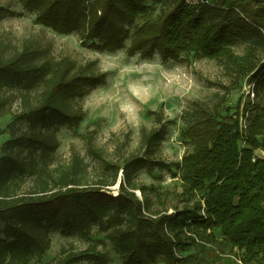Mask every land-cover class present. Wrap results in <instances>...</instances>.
Instances as JSON below:
<instances>
[{
  "label": "trees",
  "instance_id": "obj_1",
  "mask_svg": "<svg viewBox=\"0 0 264 264\" xmlns=\"http://www.w3.org/2000/svg\"><path fill=\"white\" fill-rule=\"evenodd\" d=\"M22 5L35 14L36 24L76 34L94 50L114 52L130 40L129 56L221 61L237 81L248 78L255 98L264 95V0H22ZM239 42L251 43L242 55L234 51ZM106 78L96 62L55 59L50 44L29 38L16 45L0 36V115L13 116L11 138L0 154V264H38L51 248L52 233L87 239L94 227L107 234L122 264L196 259V252L183 255L214 242L213 233L206 235L212 229L220 231L224 248L239 251L244 264H264V156H255L264 153V110L255 113L253 100L241 115L222 116V104L214 109L195 104L182 134L192 151L177 167L183 193L202 197L192 208L169 214L153 209L148 189L138 182L143 169L172 167L156 157L166 136L160 114L156 126L141 131L137 152L117 157V149L110 153L89 140L95 165L75 151L67 163L57 161V130L79 126L80 99ZM109 260L107 253L62 248L57 264Z\"/></svg>",
  "mask_w": 264,
  "mask_h": 264
},
{
  "label": "rangeland",
  "instance_id": "obj_2",
  "mask_svg": "<svg viewBox=\"0 0 264 264\" xmlns=\"http://www.w3.org/2000/svg\"><path fill=\"white\" fill-rule=\"evenodd\" d=\"M159 10L160 7L156 14ZM0 36L16 45L29 38L42 45L50 44L55 59L67 57L78 65L96 62L107 75L104 84L88 90L80 99L84 119L79 126H64L57 130L60 147L56 157L62 164L67 163L75 151L87 163L95 165L87 152L89 140L110 153L117 149V157L137 152L141 131L156 126V114L162 116L166 136L156 157L172 167L170 170L143 169L138 175L139 184L148 189L154 210L171 214L175 208H192L201 200L200 194L183 193L177 167L184 155L192 151L182 134L186 128L184 120L189 118L195 104H206L211 109L222 104V116L241 115L254 101L259 107L255 113L261 114L264 110V95L256 96L253 101L248 95V78L237 81L221 61L190 58L187 62H163L157 54L152 59L142 58L139 54L129 56L130 40L125 41L120 50L97 51L89 47L90 43L85 45L76 34L60 35L36 24L35 14L23 8L22 0H0ZM250 44L237 43L235 53L242 55ZM16 110L17 104L13 106V111ZM12 121V114L0 115V154L2 145L11 138L9 126ZM19 126L27 129L25 124ZM255 156L263 157L264 153L256 151ZM111 191L117 194L119 184ZM137 195L141 198L140 192ZM210 233H213L214 242L208 243L205 250L199 247L185 253L183 256L196 252L197 258L183 264H223L224 261L238 264L233 256L238 258L239 251L229 252L223 247L218 229H212L206 235ZM106 235L98 227L93 228L87 239L65 238L52 233L51 248L38 264H57L62 248L107 253L109 264H122Z\"/></svg>",
  "mask_w": 264,
  "mask_h": 264
},
{
  "label": "built area",
  "instance_id": "obj_3",
  "mask_svg": "<svg viewBox=\"0 0 264 264\" xmlns=\"http://www.w3.org/2000/svg\"><path fill=\"white\" fill-rule=\"evenodd\" d=\"M187 1L190 4H196L200 0H187ZM248 95H250L251 96V99L254 100V98H255V92H254V86L252 84H249L248 85ZM241 126H244L243 120H241ZM238 256H239L238 258H236L235 256H233V258L237 261L238 264H244L243 261H242V259H241V256L240 255H238Z\"/></svg>",
  "mask_w": 264,
  "mask_h": 264
},
{
  "label": "crops",
  "instance_id": "obj_4",
  "mask_svg": "<svg viewBox=\"0 0 264 264\" xmlns=\"http://www.w3.org/2000/svg\"><path fill=\"white\" fill-rule=\"evenodd\" d=\"M223 264H229L230 262L229 261H224L222 262Z\"/></svg>",
  "mask_w": 264,
  "mask_h": 264
}]
</instances>
